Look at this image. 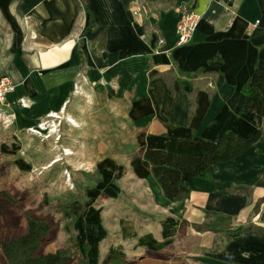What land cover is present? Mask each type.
<instances>
[{
    "label": "crops",
    "instance_id": "crops-1",
    "mask_svg": "<svg viewBox=\"0 0 264 264\" xmlns=\"http://www.w3.org/2000/svg\"><path fill=\"white\" fill-rule=\"evenodd\" d=\"M81 1L87 9L80 0H0V79L8 77L14 87L0 104V115L12 113L14 131L31 135L30 127L65 107L64 116L85 128L83 123L95 121L87 114L81 119L73 104L91 94L98 99L91 107L95 113L105 116L110 106L121 118L115 129L102 131L116 143L102 152V132L96 134V123L89 124V143L83 148L92 158H72L67 164L96 166L102 183L88 197L96 200L100 192L106 194L109 201L101 210L105 220H112L109 235L136 241L128 252H158L177 248L174 242L184 229L200 238L210 235L211 249H203L197 238L192 246L199 249L189 251L202 264H264V138L239 157L213 166L211 180H189L185 202L168 201L148 164L128 153L161 149L198 156L200 145L194 139L215 142L225 130L245 137L257 129L254 111L240 114L241 87L264 65V0ZM183 9L203 17L191 42L177 47L175 29ZM76 84L79 94L73 93ZM256 89L264 130V82ZM19 99H26L28 107L20 108ZM64 126L67 136L80 128ZM122 193L133 196L120 202L116 198ZM118 202L134 206L121 212ZM93 203L88 200L80 215H85L86 225L77 228L95 253L105 232ZM75 205L72 212L80 214L81 207ZM136 212L152 218L167 214L159 224L154 220L138 227ZM206 212L229 217L232 227L253 230L233 239L199 230L208 222ZM113 249L101 254L103 261L112 257Z\"/></svg>",
    "mask_w": 264,
    "mask_h": 264
},
{
    "label": "rangeland",
    "instance_id": "rangeland-1",
    "mask_svg": "<svg viewBox=\"0 0 264 264\" xmlns=\"http://www.w3.org/2000/svg\"><path fill=\"white\" fill-rule=\"evenodd\" d=\"M100 99L104 101V99ZM94 102H98V99L97 101L94 100L91 94H85L84 97L79 96L73 104L74 112L82 116L81 119L83 117L86 119L87 114L90 117L89 120H94L95 122L89 124L96 123L92 126L97 131L96 134H99V130L107 133L109 129H115L116 125H119L118 121H121V118H116L117 115L114 116L113 110L115 108L112 109L109 106L110 103H107V107L109 106L107 115L104 116L101 112L98 115V112L95 113V110L91 109V107H94ZM94 115H96V118L93 119ZM75 123L80 128L77 129V127L71 126L77 130L67 136L64 125L69 123L65 119L62 121L61 130L63 128V132L61 131V134L65 135H61L58 141L41 139L33 135H27L25 132L18 133L14 131L12 124L6 127L0 123V264L5 262L1 243L23 236L27 229L28 218L33 220L43 219L51 226L47 236L41 239L37 253L46 255L67 248L69 249V256H72L71 264H76L75 259H77L76 253L79 254L78 249L88 264H112V260L117 258L122 259L119 264H202L194 259L195 256L191 255L190 257L189 251L191 247L194 250L199 249L192 246L197 238L200 239V246L203 249H206V247H210L208 250L211 249L213 244L210 235L200 238L196 235H189L186 230L182 229L178 233L176 242H174L178 244L177 248H166L158 252L145 250L141 253H136L138 248H135L133 253L128 252V245L133 244L134 241L123 240L121 234L118 233L109 235L107 228L112 229L108 225L112 220H105V211L101 210L102 206L107 205L106 203L109 201L106 194L100 192L96 200L88 197V192L97 184L102 183L101 177L98 176L99 173L96 171V166L76 162V166L75 164L73 166L67 164V160L72 158L76 161L92 158L83 148L87 147L85 142L89 143L85 138L87 134L91 133L89 132L91 126L83 123L82 125H85V128H83L79 121ZM109 123L111 126L108 125ZM103 132L102 141H100L102 152L111 149L109 147L110 143H116L115 139L109 138L108 134H103ZM66 145H68L71 155L66 156L63 154L62 149ZM83 152L84 154H82ZM130 194L128 193V196H126L125 193H122L116 199L125 202L126 199L132 198L133 194ZM88 200L89 203H93L95 200L91 208L94 214L100 210L101 226L105 232V237L100 241L99 251L95 253L92 252L87 235L81 234L77 228L78 226L81 228V224L85 226L87 223L84 219L85 215L83 217L80 215L84 214V207ZM120 202L118 204H120L119 211L121 212H124L126 208H130L131 205L134 206L131 202ZM75 203L81 207V212L76 214L77 216H73L69 212V210L72 212V209L76 207ZM166 214H159L160 216L152 218L146 215L144 217L136 212L135 220L137 226L138 222L146 226L154 220L159 224ZM135 220L133 218V221ZM204 224L198 226L199 230L206 229L203 227ZM114 226V231H117V224ZM135 243L137 242L135 241ZM83 244L87 245V251H83ZM110 246L114 248L110 253L112 257L103 261L104 254L102 253H105ZM204 253L202 252L201 255Z\"/></svg>",
    "mask_w": 264,
    "mask_h": 264
},
{
    "label": "trees",
    "instance_id": "trees-1",
    "mask_svg": "<svg viewBox=\"0 0 264 264\" xmlns=\"http://www.w3.org/2000/svg\"><path fill=\"white\" fill-rule=\"evenodd\" d=\"M83 9H87L86 3L81 1ZM91 27V23H90ZM166 82V77L163 76ZM264 82V65L256 67L253 73L247 78L241 87L244 96V103L240 114L249 111L255 112L257 129L245 137H241L232 130H225L215 141L205 139H194L200 145L198 156H187L171 153L161 149H137L130 151L128 141V153L132 152V158H141L149 166L150 173L160 187L163 196L170 202L186 201L189 198L190 188L187 182L197 178L211 180V169L219 163L233 160L245 153L259 139L264 138V130L261 128L262 101L256 89V85ZM169 86V85H168ZM240 188H237L238 190ZM70 214L77 216L69 210ZM209 222L203 227L215 233H221L228 239L237 238L241 235L252 232V227L231 226L230 218L212 212H206ZM27 229L23 236L9 242L1 243L4 253V264H71L72 256H69V249H61L55 253L46 255L38 254L41 239L45 238L51 226L43 219H27ZM142 225L138 222V226ZM204 230V229H203ZM83 251H87V245H82ZM77 250V249H76ZM76 253V264H88L79 249ZM112 264H119L122 259L112 260Z\"/></svg>",
    "mask_w": 264,
    "mask_h": 264
},
{
    "label": "built area",
    "instance_id": "built-area-1",
    "mask_svg": "<svg viewBox=\"0 0 264 264\" xmlns=\"http://www.w3.org/2000/svg\"><path fill=\"white\" fill-rule=\"evenodd\" d=\"M203 14L195 13L193 11H189L183 9L180 12L178 17V22L175 29L176 34V46H183L191 42L192 37L195 31L198 28L200 21L202 20ZM258 23V22H256ZM254 23V25L256 24ZM162 41H159L161 44ZM14 87L12 82L8 77H2L0 79V104L3 105L5 102V98L8 94L13 91ZM74 94L80 93V86L76 84L74 86ZM20 108H27L29 103L26 99H19L16 103ZM9 108V105H7ZM65 107L59 113L47 114L42 119H40L33 127L28 129V132L41 139H53L54 141H58L61 138V123L65 119V121L71 126H77L76 123L72 122L70 116H64ZM13 121V114H5L2 113L0 115V123L6 127H9ZM62 152L64 155H71V151L68 148H63Z\"/></svg>",
    "mask_w": 264,
    "mask_h": 264
},
{
    "label": "bare ground",
    "instance_id": "bare-ground-1",
    "mask_svg": "<svg viewBox=\"0 0 264 264\" xmlns=\"http://www.w3.org/2000/svg\"><path fill=\"white\" fill-rule=\"evenodd\" d=\"M72 119V118H71ZM72 122L75 124V121L72 119Z\"/></svg>",
    "mask_w": 264,
    "mask_h": 264
}]
</instances>
